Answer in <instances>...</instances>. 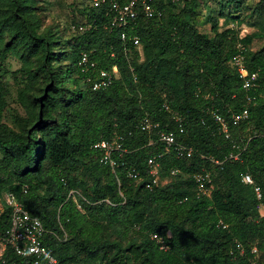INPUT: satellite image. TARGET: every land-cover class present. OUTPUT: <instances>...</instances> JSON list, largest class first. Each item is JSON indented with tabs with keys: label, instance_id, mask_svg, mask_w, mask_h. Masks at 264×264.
<instances>
[{
	"label": "trees",
	"instance_id": "1",
	"mask_svg": "<svg viewBox=\"0 0 264 264\" xmlns=\"http://www.w3.org/2000/svg\"><path fill=\"white\" fill-rule=\"evenodd\" d=\"M181 1H155L162 14L139 13L122 41L108 3L91 5L81 23L86 29L63 39L58 27L42 28L36 0H0V54L18 55L32 87L39 86L19 95L30 114L24 133L0 122V197L12 192L41 221L42 241L61 264H261L264 216L242 175L252 176L264 202V46L251 50L260 34L220 31L213 17L211 33L200 32L194 0L178 7ZM133 35L141 50L129 40ZM239 43L247 69L258 73L249 91L231 65ZM82 52L97 69L117 68L109 87L91 88L78 66ZM7 92L0 79V118ZM248 96L254 98L248 102ZM245 107L247 118L233 125L231 116ZM213 111L228 121V137ZM145 116L172 131L191 156L165 152L156 129H139ZM114 133L123 136L127 152L112 171L93 145ZM159 153L168 182L149 189L147 159ZM173 168L178 173L171 176ZM204 171L211 173L212 188L196 197L194 175ZM8 221L7 210L1 237ZM153 234L168 248L161 249ZM0 264L30 259L7 246Z\"/></svg>",
	"mask_w": 264,
	"mask_h": 264
},
{
	"label": "built area",
	"instance_id": "2",
	"mask_svg": "<svg viewBox=\"0 0 264 264\" xmlns=\"http://www.w3.org/2000/svg\"><path fill=\"white\" fill-rule=\"evenodd\" d=\"M95 6H99L101 3H108L110 11L113 13L111 19V26L119 27L122 29L120 38L122 41L128 40L126 35V28H131L138 18L139 13H143L146 18H151L155 15L160 16L162 13L155 7V1L157 0H127L120 2L118 0H94ZM176 2L178 0H163ZM86 29L85 25H78L74 30L82 32ZM129 40L136 45H140L139 37L133 35ZM239 52L231 59V65L236 70L241 83L242 88L245 90H251L257 87L258 73L257 71H249L244 62V46L238 44ZM80 72L85 74L86 81L91 85L93 90L105 89L109 87L112 82L118 77L117 68L114 66L111 70L97 69L96 63L92 61L87 52H82L78 61ZM254 96H248L247 101L250 102ZM166 108H168L166 106ZM248 109L245 107L239 114L231 116V123L233 125L238 124L242 119L247 118ZM173 119L178 123L179 132H183L184 128L181 124V118L174 114ZM213 118L215 122L220 125V130L228 137V121L213 111ZM159 123L153 122L149 117L145 116L139 123V129L141 131L149 132L157 130L158 138L164 144L165 152H169L172 148L177 157H189L192 154V149L179 143L175 139V134L172 131H163L158 129ZM93 147L101 151L99 161L105 165H108L112 171L118 167V159H123V156L127 152L124 146V138L121 134L114 133L109 139H102L97 141ZM163 153L156 154L147 159V166L149 169L150 181L146 184V187L152 189L155 186L165 184L168 182L167 178L161 176V162ZM228 158L237 159L238 156L230 154ZM214 163L221 165V161L214 160ZM178 173V169L173 168L170 171V175L174 176ZM127 175L138 181V172L135 170H128ZM195 181V196L209 195L212 188L211 173L208 171L196 173L194 175ZM242 181L245 184L252 185L256 198L258 200V211L260 216H264V202H262V192L258 185L254 183L252 176L249 173L242 175ZM70 194H74L70 191ZM187 198L184 197V200ZM8 210V225L5 229L3 237L0 236V259L7 246H9L13 252L23 258H29L30 264H61L57 258L50 252V250L44 245L42 237L45 233L44 227L41 221L31 216L24 208L22 202L12 192H5L0 197V217ZM168 233V237H169ZM152 238L157 241L161 249H167L163 238L157 234H153ZM240 246V245H238ZM253 252L256 254L257 249L254 247ZM97 264H107L102 261ZM251 264H257V260L253 259Z\"/></svg>",
	"mask_w": 264,
	"mask_h": 264
},
{
	"label": "rangeland",
	"instance_id": "3",
	"mask_svg": "<svg viewBox=\"0 0 264 264\" xmlns=\"http://www.w3.org/2000/svg\"><path fill=\"white\" fill-rule=\"evenodd\" d=\"M182 0L178 7L182 6ZM228 0H194V10L197 17L193 20L200 32L211 33L208 18L218 20L219 30L234 28L240 37L251 33H258L260 37L252 40L250 49L255 50L264 46V0H242L240 4H229ZM94 0H36L37 14L42 19V28L58 27L62 38L76 35V26L85 22L86 11ZM231 11V12H230ZM234 18V19H232ZM141 50L140 45L138 46ZM20 54V51H19ZM0 79L6 86L7 95L2 99V115L0 122L10 129L22 134L26 129L30 114L24 108L19 95L22 89H29L31 93L37 91L28 80L23 70V60L14 53L0 54ZM29 100V99H28ZM83 175L81 174V177ZM84 177L87 185L91 179ZM1 249V244H0ZM264 264V255L260 257Z\"/></svg>",
	"mask_w": 264,
	"mask_h": 264
}]
</instances>
